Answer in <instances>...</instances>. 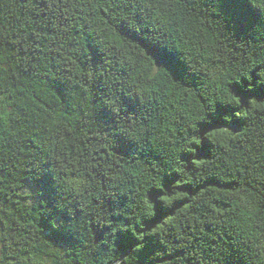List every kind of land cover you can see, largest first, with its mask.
I'll use <instances>...</instances> for the list:
<instances>
[{
	"label": "snow or ice",
	"instance_id": "snow-or-ice-1",
	"mask_svg": "<svg viewBox=\"0 0 264 264\" xmlns=\"http://www.w3.org/2000/svg\"><path fill=\"white\" fill-rule=\"evenodd\" d=\"M59 2L67 10L69 0H47L45 7L55 12ZM183 2L105 0L103 11L109 16L104 22L118 25L111 30L118 43L123 40L117 31L130 42L137 41L133 47L146 50L153 67L160 69L156 76L141 73L151 82L147 88L136 83L130 68L116 73L117 64L127 68V63L118 59L123 52L103 39L97 38L100 48H93L91 55L87 48L81 50L87 63L72 60L76 75L82 78L76 81L81 85L80 102L94 109L84 114L91 115V123L104 133L107 161L117 157L115 164L106 161L107 168L115 169L114 175L101 184L94 181L92 172L85 176L77 170L72 180L53 183L44 171L32 173L34 184L30 187L33 192L38 190L47 211L43 227L48 239L71 249L75 257L81 255L78 249L82 250L92 257L91 264H194L187 255L186 237L178 234L179 217L165 205L185 200L187 190L178 189L204 178L211 164L210 152L230 156L251 139L247 136L249 126L264 124V0H206L204 7L214 14L225 40L197 46L195 54L191 49L177 51L178 45H158L157 32L142 31L140 12L147 15L158 5L171 7ZM60 19L67 23L66 18ZM176 22L177 31L188 27L182 16ZM17 36L0 27V65L6 63L4 53L10 50L11 57L18 58L13 48L20 43ZM198 61H203V71ZM57 71L72 80L71 70ZM160 76L165 79L161 81ZM59 81L56 77L49 83L59 91ZM176 89L179 91L173 96ZM157 101L162 102L160 112ZM177 247H183L184 252L175 253ZM212 247L215 250L203 257L197 254L199 264L208 260L212 264H244L247 259L223 239ZM259 247L264 250V243Z\"/></svg>",
	"mask_w": 264,
	"mask_h": 264
},
{
	"label": "trees",
	"instance_id": "trees-1",
	"mask_svg": "<svg viewBox=\"0 0 264 264\" xmlns=\"http://www.w3.org/2000/svg\"><path fill=\"white\" fill-rule=\"evenodd\" d=\"M205 3L206 0H184L181 5L171 7L158 5L148 10L147 15L140 12L142 31L157 32L158 45H178L177 51L191 49L195 54L197 46L225 40ZM46 4L47 0H0V27L18 34L20 40L13 46L18 58H12L10 50L4 53L6 63L0 65V95L4 97L0 100V136L5 137L0 139V264H91L92 257L82 250L78 249L81 255L75 257L71 249L61 248L48 239L43 227L46 207L38 190L33 192L30 187L34 184L33 172L44 171L57 183L72 180L77 170L85 176L90 171L94 181L101 184L115 173V169L107 168L102 146L104 133L91 123V115L84 114L94 109L85 108L80 102L81 85L76 81L82 78L76 75L72 60L87 63L81 50L87 48V55H91L93 48L99 50L96 40L100 38L123 52L118 59L127 63V68L117 64V74L130 68L136 83L147 88L151 82L141 73L156 76L160 71L153 67L146 50L133 47L137 41L130 42L117 31L116 35L123 40L122 44L118 43L111 31L118 25L104 22L109 16L103 11L105 0L92 3L69 0L67 10L59 2L55 12L45 7ZM181 16L188 27L177 31L176 21ZM60 17L66 18L67 23ZM137 26H141L139 22ZM65 28L67 31H63ZM59 44H64V48H59ZM198 62L203 71V61ZM57 69L71 70L72 80L62 77ZM56 77H60L59 91L49 83ZM164 79L160 76L161 81ZM21 103L25 106L21 107ZM155 106L160 112L162 102L157 101ZM262 128L264 124L259 123L249 126L247 136L251 139L230 156L210 152L211 164L204 178L178 189L187 190L185 200L165 205L172 215L179 217L178 234L186 237L187 255L194 264H199L197 254L203 257L204 253L214 251L212 246L221 239L232 249L243 252L247 257L244 264H264V250L259 247L264 243ZM116 160L114 155L107 163L115 164ZM174 252H184V248L177 247Z\"/></svg>",
	"mask_w": 264,
	"mask_h": 264
}]
</instances>
